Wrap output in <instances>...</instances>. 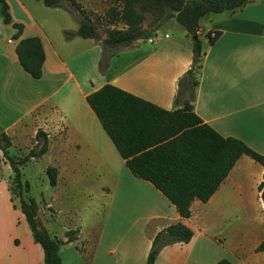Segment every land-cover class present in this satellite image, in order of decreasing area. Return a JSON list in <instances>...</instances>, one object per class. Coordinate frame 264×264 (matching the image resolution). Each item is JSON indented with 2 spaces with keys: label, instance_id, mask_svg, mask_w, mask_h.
I'll return each mask as SVG.
<instances>
[{
  "label": "crops",
  "instance_id": "1",
  "mask_svg": "<svg viewBox=\"0 0 264 264\" xmlns=\"http://www.w3.org/2000/svg\"><path fill=\"white\" fill-rule=\"evenodd\" d=\"M6 1L12 21L23 25L21 37H38L45 58L35 79L18 60L17 40L11 36L6 45L0 39V128L11 138L9 156L15 143L29 150L39 129L47 134L42 157L50 156L46 167L57 168V180L50 196L36 200L37 215L62 241L73 231L75 238L60 248L62 264H146L154 236L179 221L193 231L191 239L164 246L155 264H216L223 258L264 264V250H257L264 240L262 165L242 154L212 196L194 199L190 217L182 218L160 190L131 173L86 100L110 83L163 109L180 107L178 80L191 67L193 37L168 20L173 31L159 27L157 40H135L102 68L99 41L66 37L79 23L64 6L51 7L65 12L63 21L46 23L30 2ZM199 27L202 67L193 111L220 135L264 155V0L208 14ZM209 31L220 33L213 43ZM1 178L0 264H43L20 199ZM93 197L104 201L98 205Z\"/></svg>",
  "mask_w": 264,
  "mask_h": 264
},
{
  "label": "trees",
  "instance_id": "2",
  "mask_svg": "<svg viewBox=\"0 0 264 264\" xmlns=\"http://www.w3.org/2000/svg\"><path fill=\"white\" fill-rule=\"evenodd\" d=\"M50 7L61 6L59 0H42ZM112 5L105 16L109 24L105 34L99 32L94 19L77 0H68L69 11L78 21L76 31H66V37L80 36L100 42L105 68L109 57L135 40L151 37L160 25L174 19L188 34L197 37L193 42L191 67L178 80L176 103L180 107L166 110L136 95L106 83L89 93L86 100L102 127L114 143L131 173L152 183L176 207L182 218L190 217L194 199L207 201L242 154L250 156L262 165L264 155L254 151L234 137H224L205 123L194 111L192 101L198 85L197 73L202 67V40L197 29L200 20L211 13L234 11L256 0H110ZM3 22L11 24L17 40L16 54L22 68L31 77L42 76L44 50L38 37L22 38L23 25L12 21L6 0H0ZM149 24L144 26V22ZM121 25V26H118ZM207 34L213 43L219 36ZM185 94L182 99V94ZM46 132L39 129L27 154L16 161L7 154L11 138L0 128V152L4 154L14 172L21 211L25 216L35 242L43 249V264H62L59 254L63 244L72 241L73 231L67 241L52 235L38 218V204L28 195V184L21 179L20 165L32 158H40L48 149ZM45 172L51 186L56 184L57 168L47 166ZM264 179L259 184L264 201ZM26 192L27 194H24ZM193 231L182 222H176L160 230L153 238L146 264H155L160 250L173 243H186ZM264 250V240L257 247ZM216 264H233L226 258Z\"/></svg>",
  "mask_w": 264,
  "mask_h": 264
},
{
  "label": "rangeland",
  "instance_id": "3",
  "mask_svg": "<svg viewBox=\"0 0 264 264\" xmlns=\"http://www.w3.org/2000/svg\"><path fill=\"white\" fill-rule=\"evenodd\" d=\"M25 2L28 1L30 3L29 7L32 8L36 7V12L40 13L41 20L46 22L47 21H56V20H64V11L56 10L47 6L43 3L42 0H24ZM82 8L94 19V22L97 24L99 32L104 35L105 31L108 27H113L115 25L109 24V20L106 18L105 13L107 9L112 5L110 0H77ZM60 5L70 8L71 5L68 0H59ZM144 24L147 26L149 24V20L147 19ZM121 26V25H118ZM165 27L170 31L171 26L169 22H163L160 27ZM12 36V28L9 25H6L1 19V5H0V39L6 45L8 44V39ZM186 96L184 93L182 94L181 98L183 99ZM28 152L27 146L24 143H15L10 148L11 157H14L16 161H19L20 157H23ZM3 153L0 152V178L7 182V187L11 190L16 198H18V188L14 183V172L10 163L8 161L2 162L3 160ZM50 156L47 157H40V158H32L23 165H20V170L22 173L21 179L24 183L28 184L29 190L28 195L33 197L36 200L41 199L42 193L50 196L52 187L49 183L48 176L45 172L46 165L50 162ZM24 194H27L24 192ZM74 200H79L78 197L75 196ZM93 201H96L98 205L100 202H103V198L93 197ZM26 225L27 222H26ZM20 231H22V227H19Z\"/></svg>",
  "mask_w": 264,
  "mask_h": 264
},
{
  "label": "built area",
  "instance_id": "4",
  "mask_svg": "<svg viewBox=\"0 0 264 264\" xmlns=\"http://www.w3.org/2000/svg\"><path fill=\"white\" fill-rule=\"evenodd\" d=\"M197 33L200 34L201 33V30L198 28L197 29ZM207 34H209L210 37H214L215 36V32L213 31H209ZM166 36V35H165ZM159 37L158 35L155 33L154 35H152L151 37L147 38L148 41H155L157 40Z\"/></svg>",
  "mask_w": 264,
  "mask_h": 264
},
{
  "label": "water",
  "instance_id": "5",
  "mask_svg": "<svg viewBox=\"0 0 264 264\" xmlns=\"http://www.w3.org/2000/svg\"><path fill=\"white\" fill-rule=\"evenodd\" d=\"M193 39H194V40H196V39H197V37H193Z\"/></svg>",
  "mask_w": 264,
  "mask_h": 264
}]
</instances>
